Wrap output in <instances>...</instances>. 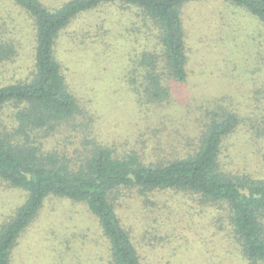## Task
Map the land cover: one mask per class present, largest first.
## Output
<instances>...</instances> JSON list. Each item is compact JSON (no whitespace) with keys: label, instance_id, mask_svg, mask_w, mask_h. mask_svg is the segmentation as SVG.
I'll use <instances>...</instances> for the list:
<instances>
[{"label":"trees","instance_id":"16d2710c","mask_svg":"<svg viewBox=\"0 0 264 264\" xmlns=\"http://www.w3.org/2000/svg\"><path fill=\"white\" fill-rule=\"evenodd\" d=\"M8 1L21 17L32 21L34 45L29 72L0 85V111L16 109L10 114L12 127L0 121V180L26 192L25 201L0 224V264H16L14 251L33 231L47 200L62 198L82 206L98 223L92 247L103 246L105 251L99 259L101 252L95 254L97 264H150L142 245L161 256L159 264H187L177 258L178 252L165 251L174 248L166 244V238L154 237L153 230H165V222L155 210L158 202L150 196L154 191L184 192L200 204L220 208L223 214L215 223L221 227L226 223L232 260L264 264V179L228 172L221 159L224 139L241 124L243 116L207 103L200 107L203 114L195 117L193 130L181 145L167 136L156 140L152 148L147 144L142 151L124 152L103 144L92 130L84 135L89 146L69 147L68 131L77 128L71 121L81 106L56 55L61 31L82 13L109 3L139 12L145 24H153L156 46L137 52L129 82L139 94L138 100L148 106L144 120L149 123L154 113L166 118L175 103L173 84L186 82L189 76L183 7L198 10L205 4L228 1L264 23V0H59L54 5L42 0ZM1 20L0 72L8 61L18 58L22 48L16 27L7 16ZM49 140L54 143L50 145ZM135 200L150 213V217L139 215V224L123 211L131 207L125 201ZM85 233L84 228L83 245ZM164 253L168 254L165 262ZM203 260L201 264H210Z\"/></svg>","mask_w":264,"mask_h":264},{"label":"rangeland","instance_id":"374dc122","mask_svg":"<svg viewBox=\"0 0 264 264\" xmlns=\"http://www.w3.org/2000/svg\"><path fill=\"white\" fill-rule=\"evenodd\" d=\"M42 1L47 5L59 3V0ZM20 15L15 5L0 0V22L8 17L16 27L15 36L22 47L16 60L3 65L0 85L25 76L32 67L33 24ZM182 16L187 30L189 76L186 82L173 84L175 103L166 118L154 113L149 123L144 120L148 106L138 100L139 94L130 84L129 76L137 52L156 46L153 24H145L139 12L109 3L82 13L61 31L56 55L81 106L71 121L77 128L68 131L72 142L68 146H89L84 135L92 130L103 144L124 152L142 151L147 144L152 148L156 140L167 136L181 145L193 130L195 117L203 114L200 107L209 103L215 108L233 109L243 116L241 124L222 145L221 159L226 171L264 179V23L228 1L205 4L198 10L183 7ZM4 110L0 111V121L5 120L9 128L13 120L10 114L16 109ZM50 143L54 140H49ZM150 196L158 202L156 213L165 222V230L152 231L154 237L166 238V244L174 246L166 252L176 255L178 252L177 258L187 264H201L203 259L210 264H238L232 260L226 223L223 227L215 223L223 214L220 208L200 204L184 192L154 191ZM25 199L23 189L7 187L0 180V224ZM125 203L131 206L123 210L130 221L139 224L142 223L139 215L150 217L137 200ZM45 204L33 231L14 251V263L97 264L95 254L101 252L99 259L105 249L92 247L99 231L96 220L67 198L47 200ZM84 228L86 245L82 244ZM140 233L137 229L138 238ZM141 249L150 264H159V254L154 255L144 245ZM167 257L164 253V262Z\"/></svg>","mask_w":264,"mask_h":264}]
</instances>
